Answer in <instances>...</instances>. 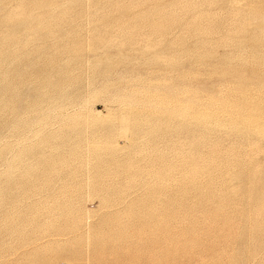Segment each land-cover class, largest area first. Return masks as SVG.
<instances>
[{
	"label": "rangeland",
	"instance_id": "1",
	"mask_svg": "<svg viewBox=\"0 0 264 264\" xmlns=\"http://www.w3.org/2000/svg\"><path fill=\"white\" fill-rule=\"evenodd\" d=\"M0 264H264V0H0Z\"/></svg>",
	"mask_w": 264,
	"mask_h": 264
}]
</instances>
